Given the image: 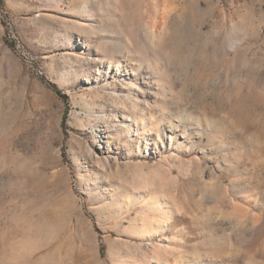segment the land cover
<instances>
[{"label":"rangeland","instance_id":"rangeland-1","mask_svg":"<svg viewBox=\"0 0 264 264\" xmlns=\"http://www.w3.org/2000/svg\"><path fill=\"white\" fill-rule=\"evenodd\" d=\"M0 264H264V0H0Z\"/></svg>","mask_w":264,"mask_h":264}]
</instances>
